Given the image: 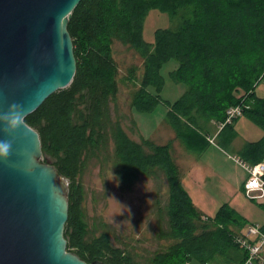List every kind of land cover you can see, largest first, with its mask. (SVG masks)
Wrapping results in <instances>:
<instances>
[{
    "label": "trees",
    "instance_id": "obj_1",
    "mask_svg": "<svg viewBox=\"0 0 264 264\" xmlns=\"http://www.w3.org/2000/svg\"><path fill=\"white\" fill-rule=\"evenodd\" d=\"M151 10L179 18V24L176 29H157L154 42L148 43L143 32ZM68 31L77 63L75 77L25 118L40 135L42 157L54 159L58 175L70 180L67 250L87 263L244 264L248 252L237 238L249 221L227 204L205 218L183 187L171 143L133 140L121 120L113 121L111 105L116 108L119 94L114 43L143 60L138 78L135 68L127 78L135 79L138 87L132 108L151 114L164 102L176 139L202 155L211 141L190 126L199 116L220 126L229 108L241 106L242 116L264 132V97L256 92L264 82V0H82L72 12ZM170 61L177 64L170 73L172 81L186 87L173 103L162 97L161 70ZM239 120L226 124L217 137L230 142ZM111 141L115 163L128 181L161 171L167 184L168 230L161 237L170 243L144 259L127 245H115L108 231L90 234L85 220L79 177L86 160ZM240 152L248 165L264 162V134L245 143ZM257 205L264 209V203ZM260 228L264 231V224Z\"/></svg>",
    "mask_w": 264,
    "mask_h": 264
},
{
    "label": "rangeland",
    "instance_id": "obj_2",
    "mask_svg": "<svg viewBox=\"0 0 264 264\" xmlns=\"http://www.w3.org/2000/svg\"><path fill=\"white\" fill-rule=\"evenodd\" d=\"M178 24L179 18L172 19L166 13L151 10L144 24V40L153 43L157 29H176ZM114 58L118 66L119 94L115 100L116 108L114 103L111 105L113 121L121 120L133 140L141 141V137H144L158 145L171 143L172 157L179 166L183 187L189 192L197 210L205 218L214 217L218 209L227 204L249 221L239 235L252 240L247 236L249 227L264 224V209L257 205L264 203V195L262 190L248 193L243 190L249 174L243 168L242 163L245 161L240 151L245 143L260 140L263 130L241 116L236 124V135L228 142L224 140L225 136L217 137L215 134L218 129H222L221 125L199 116L197 124L191 122L190 126L204 137L214 138L204 153L199 155L176 139L166 119L169 110L164 102L151 114L139 113L132 108V98L138 87L137 83H133L135 79L131 81L127 78H130L129 71L132 68L139 69L135 72L136 78L142 72L143 60L140 56L116 41ZM176 67V62L170 61L161 70L165 79L162 97L171 103L186 89L184 85L172 81L170 73ZM256 92L258 96L264 97V82ZM114 149L111 141L108 147L89 157L79 177L85 191V220L90 234L99 235L108 231L115 245H127L140 259H144L170 243L161 237V233L168 230L167 184L161 171L128 181L115 163ZM41 160L51 165L55 161L51 157H42ZM59 177L69 187L70 180Z\"/></svg>",
    "mask_w": 264,
    "mask_h": 264
},
{
    "label": "water",
    "instance_id": "obj_3",
    "mask_svg": "<svg viewBox=\"0 0 264 264\" xmlns=\"http://www.w3.org/2000/svg\"><path fill=\"white\" fill-rule=\"evenodd\" d=\"M81 1L0 0V264H103L67 250L69 187L25 121L75 77L68 24Z\"/></svg>",
    "mask_w": 264,
    "mask_h": 264
},
{
    "label": "built area",
    "instance_id": "obj_4",
    "mask_svg": "<svg viewBox=\"0 0 264 264\" xmlns=\"http://www.w3.org/2000/svg\"><path fill=\"white\" fill-rule=\"evenodd\" d=\"M227 118L225 123L221 125L223 128L226 124H230L236 118L243 115V109L241 106L232 107L227 110ZM213 142V140H210ZM243 168L249 174V179L245 183L247 193L262 190L264 195V162H261L255 166H251L242 163ZM247 236L252 240H247L245 237H238L237 242L248 252V258L244 264H264V258L262 252L264 251V231L259 226H250L247 232Z\"/></svg>",
    "mask_w": 264,
    "mask_h": 264
},
{
    "label": "clouds",
    "instance_id": "obj_5",
    "mask_svg": "<svg viewBox=\"0 0 264 264\" xmlns=\"http://www.w3.org/2000/svg\"><path fill=\"white\" fill-rule=\"evenodd\" d=\"M8 145L6 143H0V153H4L7 150Z\"/></svg>",
    "mask_w": 264,
    "mask_h": 264
},
{
    "label": "crops",
    "instance_id": "obj_6",
    "mask_svg": "<svg viewBox=\"0 0 264 264\" xmlns=\"http://www.w3.org/2000/svg\"><path fill=\"white\" fill-rule=\"evenodd\" d=\"M220 132V129L217 130V132L215 133L216 135H218V133ZM209 138V137H208ZM214 138H210V140H212Z\"/></svg>",
    "mask_w": 264,
    "mask_h": 264
}]
</instances>
